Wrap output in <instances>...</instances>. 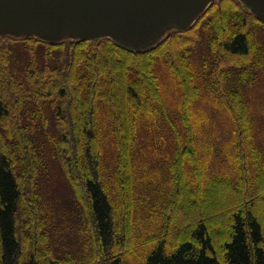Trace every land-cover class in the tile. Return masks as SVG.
<instances>
[{
	"label": "trees",
	"instance_id": "1",
	"mask_svg": "<svg viewBox=\"0 0 264 264\" xmlns=\"http://www.w3.org/2000/svg\"><path fill=\"white\" fill-rule=\"evenodd\" d=\"M261 29L242 1L214 0L192 26L140 49L0 33V264H264V156L238 86L264 64ZM205 38L212 64L199 71L190 56ZM14 41L28 52L20 78ZM159 60L180 87L177 119ZM198 72L232 125L226 173L210 170L212 148L201 143ZM159 117L167 137L151 129ZM145 137L166 145L157 165L141 152ZM48 153L70 189L64 225L42 192Z\"/></svg>",
	"mask_w": 264,
	"mask_h": 264
},
{
	"label": "water",
	"instance_id": "2",
	"mask_svg": "<svg viewBox=\"0 0 264 264\" xmlns=\"http://www.w3.org/2000/svg\"><path fill=\"white\" fill-rule=\"evenodd\" d=\"M214 0H0V33L58 42L110 37L135 49L156 45L168 27L188 28ZM264 22V0H241Z\"/></svg>",
	"mask_w": 264,
	"mask_h": 264
},
{
	"label": "rangeland",
	"instance_id": "3",
	"mask_svg": "<svg viewBox=\"0 0 264 264\" xmlns=\"http://www.w3.org/2000/svg\"><path fill=\"white\" fill-rule=\"evenodd\" d=\"M172 27H168L165 33L170 32ZM259 31V30H258ZM22 36V35H15ZM29 36V35H23ZM257 36L259 39H264V31L261 29ZM262 41V40H261ZM42 41L39 43V49H42ZM12 47V59L11 66L17 77H23L25 63L28 57V52L25 51L22 42L14 41L11 43ZM208 45L207 39L201 41L200 44L193 50L191 54V61L193 62L196 69L201 71L205 65L211 66L212 60L207 55ZM42 52L40 50L39 55ZM155 71L158 74L159 81L161 83L163 95L170 107V115L177 119V108L180 104V87L174 77L169 72L165 63L158 61L156 63ZM199 73V72H198ZM198 83L201 87H204V91L195 103V111L201 119V124L199 127L201 143L204 145H210L212 148L213 158H211L210 170L217 173H226L230 170L231 158L229 155L233 152V147L231 144L232 132H231V122L224 113L223 109L219 104L213 101L209 92L207 90L206 79L199 73ZM238 83V82H236ZM236 84L231 81L229 87H233ZM239 88L243 93V98L248 106V109L254 119V138L256 144L261 148L262 154L264 156V64L256 68L254 76L251 81L246 80L238 83ZM238 88V87H237ZM50 114L49 128L51 130L55 129L54 117L52 112ZM107 117V115H105ZM153 133H157L158 138L167 137V130L165 126L164 119H157L153 121L151 125ZM38 138L41 135H36ZM145 136V134H144ZM146 137L141 140V149L144 157H150L151 164H155L158 161V153H166L164 143L155 144L149 146L146 142ZM107 151L106 166L111 167L114 160V151L109 148L107 143L104 145ZM110 149V150H109ZM167 154V153H166ZM48 164L50 166V172L48 176L45 177L42 183V192L46 197L48 207L51 208L52 213L58 211L57 217L58 222L61 221L62 225L65 224L66 220L69 219L70 211V189L67 180L55 159L51 160L48 153L47 156ZM65 220V221H63ZM56 224V228H57ZM57 242L58 237L55 231L54 236Z\"/></svg>",
	"mask_w": 264,
	"mask_h": 264
}]
</instances>
